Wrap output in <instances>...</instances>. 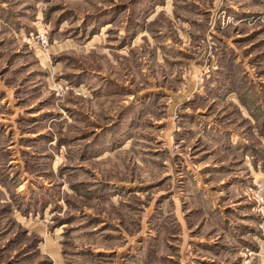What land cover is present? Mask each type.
<instances>
[{"label": "rangeland", "instance_id": "rangeland-1", "mask_svg": "<svg viewBox=\"0 0 264 264\" xmlns=\"http://www.w3.org/2000/svg\"><path fill=\"white\" fill-rule=\"evenodd\" d=\"M241 110L264 138V0H0V264H264V146L207 129Z\"/></svg>", "mask_w": 264, "mask_h": 264}, {"label": "crops", "instance_id": "crops-1", "mask_svg": "<svg viewBox=\"0 0 264 264\" xmlns=\"http://www.w3.org/2000/svg\"><path fill=\"white\" fill-rule=\"evenodd\" d=\"M224 76L225 74H222V72H220V73L214 74V77L212 76V78L208 80L207 82L208 92H207V95H205V98H208L209 106L212 104H215L216 102H221V101L233 102L234 104H236L237 102H239L240 96L242 97L245 96L243 95L244 93L240 91V89L235 88V87L233 88V86H238V85H234V81L232 79L228 77H224ZM254 82L256 83V81ZM199 96H204V95H199ZM200 98L201 97H198V100ZM248 111L250 110H247L245 112L242 110L235 111L236 113L231 112V111L229 113L224 112L221 121L215 119V116H214V119L208 120L207 129L209 133L211 132L209 134V141L212 144L210 146L213 150L219 149L222 147V145L224 146L225 144H226L225 148L227 150L229 149L237 150L238 149V152L240 150L247 149V148H254L255 150L263 148L264 146V138L262 136L263 134L257 133L256 131H254V128L256 127H253L254 125L258 124L256 122V119L253 121V118L255 114L257 113L252 112V111L248 112ZM223 118H229V119L234 118V121L233 120L232 121L235 123V125L229 126L227 124V120L226 119L223 120ZM235 118H237V120ZM244 125L246 126L249 125V127H251L252 137H250V139L245 137V134L243 133ZM230 156H231L230 158H233V154H230ZM240 162L242 163L243 166H246L248 162V165L253 167L252 170H250L252 171L251 174H253L251 175V177L260 178L264 184V170L263 168L261 169V167H263L262 160H256V159L254 160L252 157H248V155H246L244 159H241ZM207 210L210 211V208L208 207ZM212 210H215V207H213ZM212 244L214 246L213 251H216V254L214 257H212L213 255L212 253H209L207 251H204L203 254H199V253L198 254L201 255L203 259L210 261V262H214V260L217 258H223L226 261V259H228V256H224V253L227 250V248H218L217 250V248H215L216 243L213 241ZM233 256L236 262L238 260L237 258L238 254L234 253ZM208 257H212V258H208ZM261 257L264 262V244L262 245ZM225 261L221 262L220 264H224Z\"/></svg>", "mask_w": 264, "mask_h": 264}, {"label": "built area", "instance_id": "built-area-1", "mask_svg": "<svg viewBox=\"0 0 264 264\" xmlns=\"http://www.w3.org/2000/svg\"><path fill=\"white\" fill-rule=\"evenodd\" d=\"M253 198L257 204V213L264 220V186L261 182L255 184ZM261 228H263V225H261Z\"/></svg>", "mask_w": 264, "mask_h": 264}]
</instances>
